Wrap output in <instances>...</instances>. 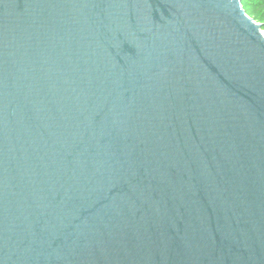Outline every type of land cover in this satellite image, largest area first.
Instances as JSON below:
<instances>
[{
    "label": "water",
    "instance_id": "95a60500",
    "mask_svg": "<svg viewBox=\"0 0 264 264\" xmlns=\"http://www.w3.org/2000/svg\"><path fill=\"white\" fill-rule=\"evenodd\" d=\"M0 264H264L242 0H0Z\"/></svg>",
    "mask_w": 264,
    "mask_h": 264
},
{
    "label": "trees",
    "instance_id": "16d2710c",
    "mask_svg": "<svg viewBox=\"0 0 264 264\" xmlns=\"http://www.w3.org/2000/svg\"><path fill=\"white\" fill-rule=\"evenodd\" d=\"M242 5L247 14L249 13L248 8L250 6L258 7V10L262 11V13L258 17L261 19V21L264 20V0H242ZM261 26H262V31L264 33V25Z\"/></svg>",
    "mask_w": 264,
    "mask_h": 264
},
{
    "label": "rangeland",
    "instance_id": "374dc122",
    "mask_svg": "<svg viewBox=\"0 0 264 264\" xmlns=\"http://www.w3.org/2000/svg\"><path fill=\"white\" fill-rule=\"evenodd\" d=\"M249 13L247 14L251 19H253L257 24L264 25V20L261 21V19L258 17L262 11L258 10V7L256 6H250L248 8Z\"/></svg>",
    "mask_w": 264,
    "mask_h": 264
}]
</instances>
